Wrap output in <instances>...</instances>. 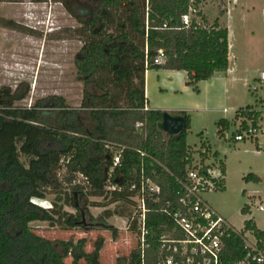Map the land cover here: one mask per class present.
Instances as JSON below:
<instances>
[{
	"label": "trees",
	"instance_id": "1",
	"mask_svg": "<svg viewBox=\"0 0 264 264\" xmlns=\"http://www.w3.org/2000/svg\"><path fill=\"white\" fill-rule=\"evenodd\" d=\"M23 1L0 0L15 4ZM49 1L31 0L33 3ZM205 1L147 0L140 11L137 0H100L98 11L83 23V29L90 33L93 41L82 47L75 60L79 78L86 85L98 87L95 76L103 69H110L114 84L118 86L132 81L135 71L141 74L137 85L143 86V90L137 89V85L129 86L125 107L109 104L97 108L95 101L108 99V94L101 97L85 94L84 102L88 101L85 108L90 109V118L98 131L95 139L81 124L82 110L67 106L63 98H57L58 107H47L57 111L52 121L48 118L49 113L41 111L43 107L39 103L30 108L16 106L27 95L0 91V264H66L67 258L72 259L71 264H102L103 238L98 239L94 250L88 253L86 239L50 241L36 235L30 224L44 222L64 232L94 230V226L84 224L85 214L77 207L75 195L111 198L110 204L123 202L134 206L130 188L139 180L143 166L146 177L162 188L163 201L148 204L144 250L137 221H132L133 214L130 215L129 231L136 234L138 246L128 257L117 259V264H161L170 256L161 250L162 237L180 240L183 234L174 230L172 219L163 213V209L166 201L173 200L174 192L179 188L178 180L185 179L186 167L191 162L193 151L187 144L191 117L185 112L178 114L185 118V129L177 137L164 134L159 125L165 112L143 110L147 101L145 73L153 69L186 72L187 85L199 92V83L228 71V30L221 23L225 11L220 10L218 18L210 25L200 9ZM121 7L130 9V25L136 37L143 39L142 46L124 33L117 36L104 34L107 29L104 9ZM191 9L195 13L190 25L186 26L183 17L189 15ZM0 25L17 27L14 22L4 19H0ZM160 51L166 62L155 65ZM259 105L263 106L264 100L259 99L256 106L237 111L235 120L246 118L256 125L262 117ZM137 124H142V128L137 129ZM232 124L220 120L218 136L223 138ZM247 127L244 122L242 129ZM115 152L121 154L118 166L113 164ZM62 169L66 170V175L59 180ZM222 171L226 173L224 164ZM78 176L83 178V184L72 186ZM244 181L249 183L258 179L250 174ZM65 183H70L71 193L62 192ZM111 186H118L121 191H108ZM224 188L225 181L221 190ZM50 193L57 197L51 203L52 208L45 209L34 203V200H46ZM64 205H72L76 214L65 212ZM248 213L249 207L245 206L242 214ZM105 215L108 219L113 214L105 212ZM91 220L95 221L92 217ZM248 233L256 238L258 248L264 250V232L258 229L254 220H247L241 231L231 233L224 240L222 264L245 261L249 251L245 248L244 238ZM117 238L118 232L114 230L113 239Z\"/></svg>",
	"mask_w": 264,
	"mask_h": 264
},
{
	"label": "rangeland",
	"instance_id": "2",
	"mask_svg": "<svg viewBox=\"0 0 264 264\" xmlns=\"http://www.w3.org/2000/svg\"><path fill=\"white\" fill-rule=\"evenodd\" d=\"M99 1L67 0L65 4L53 0L47 3H33L31 0H24L19 4L0 2V19L12 21L17 26L6 28L0 25V91L4 89L18 96L27 95L16 106L30 108L39 103L43 107L41 111L49 113L48 118L52 121L57 111L47 107H58L57 98H63L67 106L82 110L81 124L93 139L98 137V131L90 118V109L85 108L88 107V101L84 102L85 94L98 97L108 94V99L95 101L97 108L107 107L109 104L125 107L128 105L125 100L128 87H135L141 76L140 72L134 71L132 81L116 86L110 69H103L94 78L98 87L86 85L80 80L75 60L82 47L93 41L90 33L83 29V23L98 11ZM236 1H231L230 15L224 20L232 32L233 64L238 68L236 81L228 84L229 78L223 76L222 86L207 91L205 83H199L197 92L187 85L188 79L183 73L153 69L148 72L146 91L151 109L174 113L184 111L189 114L191 129L187 144L191 147L195 160L201 158L200 150L204 148L210 150L209 163H213V169L217 173L220 172V165H225L224 190L204 193L202 198L236 230L241 231L244 222L251 219L264 227V211L258 209L259 204L264 207V201L249 207L251 212L247 215L242 214V209L250 204L249 193L264 191V186L258 187L253 182L248 185L244 181V177L251 173L250 169H264V156L255 155L257 151L253 141L233 140L240 119L233 121L223 138L218 136L217 123L223 119L233 120L236 111L256 105L261 96H264V83L257 80L264 73V0ZM219 2L222 1L208 0L205 14L211 21L218 16ZM143 3L147 4V0H137L138 10L141 11ZM243 9L251 10L242 16ZM130 12L127 7L104 9L103 18L107 26L104 34L117 36L124 33L142 46L143 39L136 37L130 25ZM253 85L259 87V90L254 92L251 89ZM137 89L142 91L143 86L137 85ZM258 108L264 110L262 105ZM22 161L26 163L25 158ZM65 175L66 170L62 169L58 179L62 180ZM80 182L83 184V178L78 176L71 185ZM71 185L65 183L62 192L71 193ZM245 191L246 194L243 193ZM56 198L55 193H50L46 200L34 202L42 208L50 209ZM75 201L77 207L84 212L87 224H104L112 228L94 226V230L64 232L50 227L48 223L35 222L30 224L33 232L55 242L86 239L85 250L88 253L94 250L98 239L103 238L102 264H117V259L128 257L137 248L138 238L129 231L128 220L135 211L134 206L123 202L110 204L111 198L106 200L104 197L83 198L76 195ZM62 204L63 202L60 203ZM63 209L70 214L77 212L72 205H64ZM105 212L113 215L107 219ZM114 230L118 232L116 240L113 239ZM246 237L249 242L257 241L250 233ZM65 263L71 264L72 259L67 258Z\"/></svg>",
	"mask_w": 264,
	"mask_h": 264
},
{
	"label": "built area",
	"instance_id": "3",
	"mask_svg": "<svg viewBox=\"0 0 264 264\" xmlns=\"http://www.w3.org/2000/svg\"><path fill=\"white\" fill-rule=\"evenodd\" d=\"M194 13L195 11L191 9L190 14L183 17V23L186 26L190 25ZM146 52H148L147 49ZM165 62L163 51H160L154 64L164 65ZM146 67H148L147 62ZM263 80L264 73L261 74L260 82L262 83ZM251 89L256 92L259 87L253 85ZM143 110L149 111L146 104ZM259 110L262 112V117L256 125L246 118H240L233 140L235 142L251 140L256 145V153L264 155V110ZM244 122L248 126L246 129H242ZM142 126V124H137L136 128L140 129ZM200 152L202 155L199 160H195L193 156L190 157L191 162L186 167L185 179L178 180L179 188L174 192L173 200L166 201V207L163 209V213L172 219L174 230L182 233L183 238L179 240L167 236L162 237L161 250L169 253L170 256L161 264H222L224 240L229 238L231 233H236L235 228L202 198L204 193L221 189L225 174L222 171V164L220 172L217 173V170L213 169V163H209L210 150L203 148ZM120 163L121 154L116 153L113 157V164L118 166ZM107 190L121 191L118 186L108 187ZM130 192L133 194L132 201L135 207L132 221H137L141 234V246L144 250L145 237L148 234L146 229L148 204L162 202L164 192L159 185L146 177L144 166L141 169L139 180L131 186ZM254 204L256 201L251 199L248 207ZM258 209L264 210L261 205ZM246 236L244 238L245 248L249 253L245 261L239 264H264V250L258 248V241L249 242Z\"/></svg>",
	"mask_w": 264,
	"mask_h": 264
},
{
	"label": "crops",
	"instance_id": "4",
	"mask_svg": "<svg viewBox=\"0 0 264 264\" xmlns=\"http://www.w3.org/2000/svg\"><path fill=\"white\" fill-rule=\"evenodd\" d=\"M219 1V0H218ZM222 2L220 3L219 2V8L217 7V9H218V15H219V12H220V10H222V11H225V16L221 19V23H223L224 25H225V23H224V20L225 19H227L228 17H229V15H230V4H231V1L232 0H221ZM233 1H235V2H237L236 0H233ZM208 4V0H206L203 4H202V8H201V12L203 13V15L206 17V19L208 20V22H209V24L210 25H212L214 22H215V20L218 18V16H217V18L214 20V21H211V20H209V18L207 17V15L205 14V8H206V5ZM218 5H216V6H218ZM251 9H249V10H242V16H245L246 14L245 13H247V12H249ZM243 11H246V12H243ZM244 13V14H243ZM226 26V25H225ZM227 27V26H226ZM227 30H228V41H229V55H228V58H229V68H228V71L226 72V73H220V74H216L212 79H210V80H208V81H204V82H201V83H205V85H206V90L207 91H209L211 88H217V87H220V86H222V84H223V81H224V78H223V76H226L227 78H229L228 79V84H233L235 81H236V75H237V73H238V68H237V66L236 65H234L233 64V55H232V41H231V35H232V32H231V29H230V27H228L227 28ZM148 72H149V70L148 71H146V73H145V97H146V105H147V107H148V110L150 111V110H154V109H151L150 108V106H149V104H150V102H149V99H148V95H147V91H146V79H147V77H148ZM166 72H169V73H177V71H166ZM180 73H183L185 76H186V79H188V76H187V73L186 72H180ZM261 77V76H260ZM260 77L259 78H257V80L258 81H260ZM171 80V79H170ZM262 83H264V80L262 81ZM261 100H264V96H261V98H260ZM256 105H257V103H256ZM256 105H254V106H256ZM253 106V105H252ZM264 106V105H263ZM248 107V106H247ZM245 109V108H244ZM241 110V109H240ZM160 111H163V110H160ZM239 111V110H238ZM184 111H180V112H176V113H174V112H167V113H170V114H176V115H178V114H180V113H183ZM237 112V111H236ZM236 112H235V116H236ZM185 113H187V112H185ZM188 114V113H187ZM189 115V114H188ZM225 120H227V121H229V122H232L233 123V121L235 120V118L233 119V120H229V119H225ZM233 125V124H232ZM255 155H257V156H260V157H263L264 155L263 154H255ZM216 157H217V155H216ZM251 170V173L250 174H253L254 176H256L257 177V179H258V181H254L253 183H255V185L256 186H258V187H261V186H264V169L263 168H259V169H250ZM250 174H248V175H250ZM247 175V176H248ZM245 178V177H244ZM250 184H252V182H249L248 183V185H250ZM264 191H262L261 190V192L260 191H252V193L250 192L249 193V199L251 200V199H253V200H255L256 202H258V203H261V202H263L264 201V193H263ZM245 194H246V191H245ZM259 205H261L262 206V204H259ZM264 208V207H263ZM260 211V210H259ZM264 211V210H263ZM251 212V209L249 208V213ZM262 212V211H261ZM255 221V220H254ZM230 223V222H229ZM255 223H256V225H257V227H258V229L259 230H261V231H263L264 232V227L260 224V222H258V221H255ZM231 224V223H230ZM232 225V224H231ZM233 226V225H232ZM233 228H235L234 226H233ZM236 230V229H235ZM236 231H238V230H236ZM246 235H248V234H246Z\"/></svg>",
	"mask_w": 264,
	"mask_h": 264
},
{
	"label": "water",
	"instance_id": "5",
	"mask_svg": "<svg viewBox=\"0 0 264 264\" xmlns=\"http://www.w3.org/2000/svg\"><path fill=\"white\" fill-rule=\"evenodd\" d=\"M185 126H186V121L184 117L165 112L163 116V120L159 125V128L164 134L168 136L177 137L185 129ZM83 222L85 225H89V226L102 227L106 229L112 228L111 226H106L104 224H95V225L87 224L85 221V217H83Z\"/></svg>",
	"mask_w": 264,
	"mask_h": 264
},
{
	"label": "flooded vegetation",
	"instance_id": "6",
	"mask_svg": "<svg viewBox=\"0 0 264 264\" xmlns=\"http://www.w3.org/2000/svg\"><path fill=\"white\" fill-rule=\"evenodd\" d=\"M99 3H100V1H99Z\"/></svg>",
	"mask_w": 264,
	"mask_h": 264
}]
</instances>
